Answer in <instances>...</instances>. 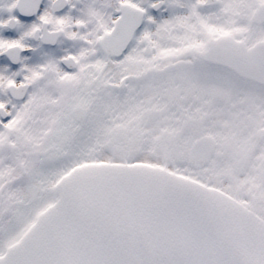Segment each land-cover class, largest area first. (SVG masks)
Returning a JSON list of instances; mask_svg holds the SVG:
<instances>
[{"label":"snow or ice","instance_id":"1","mask_svg":"<svg viewBox=\"0 0 264 264\" xmlns=\"http://www.w3.org/2000/svg\"><path fill=\"white\" fill-rule=\"evenodd\" d=\"M0 264H264V0H0Z\"/></svg>","mask_w":264,"mask_h":264}]
</instances>
